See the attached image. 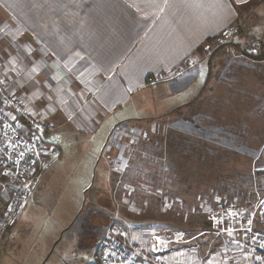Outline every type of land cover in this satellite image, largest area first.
<instances>
[{
    "label": "crops",
    "instance_id": "crops-1",
    "mask_svg": "<svg viewBox=\"0 0 264 264\" xmlns=\"http://www.w3.org/2000/svg\"><path fill=\"white\" fill-rule=\"evenodd\" d=\"M225 29L232 30L226 49L205 51ZM252 38L261 41L264 53V0H0V72L7 92L22 98L36 118L53 124L54 129L65 125V132L89 133L90 146L101 145L111 129L106 151L113 154L112 172L133 151L109 149L123 125L165 121L174 109L197 107L189 115L202 114L200 97L211 95L228 100L218 115L234 118L230 124L244 116L254 120L256 97L251 94L255 92L249 93L254 81L246 78V71H255L253 76L262 73L264 60L248 57L238 47ZM194 52L198 62L186 67L187 57ZM216 61L223 66L216 68V83L209 84L211 76H216ZM179 67L184 70L178 76L156 84L146 82L149 75L171 74ZM241 69V80L251 84L238 104L222 93L232 89L237 94V81L231 79ZM226 82L233 87L220 85ZM191 140L204 139L196 135ZM193 146H185L189 156ZM181 150H172L174 165L182 157ZM164 151L170 153L168 147ZM176 171L187 174L183 169ZM189 172L196 177V170ZM0 180L3 204L11 192ZM184 182L192 187L193 180ZM134 232L127 233L125 242L152 255L149 245L133 244L138 243ZM206 251H211L206 264H252L255 259L232 236H208ZM163 254L158 256L167 264H178Z\"/></svg>",
    "mask_w": 264,
    "mask_h": 264
},
{
    "label": "rangeland",
    "instance_id": "rangeland-1",
    "mask_svg": "<svg viewBox=\"0 0 264 264\" xmlns=\"http://www.w3.org/2000/svg\"><path fill=\"white\" fill-rule=\"evenodd\" d=\"M226 45L211 51H224ZM222 66L219 61L213 64L215 71ZM239 72L231 79L237 81V94L232 89L222 93L238 104L251 84L241 80L243 70ZM254 72L246 71V78L254 81L249 89L256 97L254 120L244 116L230 124L234 118L218 115L227 99L211 95L200 97L202 114L191 117L190 109L198 108L189 107L168 114L165 121L123 125L109 149L133 151L121 158L125 162L114 172L113 154L106 151L111 129L101 145L93 146L89 133L65 132V125L44 135V143L56 145L59 153L47 158L0 240V264H93L95 248L113 224L135 230L138 243L131 240L136 246L146 248L155 241L164 259L206 264L211 254L206 251L207 239L213 234L205 210L229 201L251 205L260 194L256 185L264 172V66L262 73L253 76ZM217 73L209 84L216 83ZM220 85L233 87L230 82ZM196 135L204 140L192 142ZM188 145L193 146L191 156L186 153ZM180 147L182 157L174 165L172 150ZM177 168L187 174L175 173ZM188 180H193L192 187L184 182Z\"/></svg>",
    "mask_w": 264,
    "mask_h": 264
},
{
    "label": "built area",
    "instance_id": "built-area-1",
    "mask_svg": "<svg viewBox=\"0 0 264 264\" xmlns=\"http://www.w3.org/2000/svg\"><path fill=\"white\" fill-rule=\"evenodd\" d=\"M231 38L232 30L225 29L215 35L204 50L210 51ZM258 46V40L254 39L248 44L247 51L255 53ZM198 60V55L191 54L186 59V67L195 65ZM183 70V67H179L171 74L149 75L146 82L156 84L178 76ZM53 129V124L36 118L22 98L7 92L0 72V177L11 192L4 196V203L0 204V240L16 219L28 190L45 167L47 158L59 153L56 145L46 148L43 141V136ZM256 190L260 194L252 207L246 208L229 201L207 208L204 217L210 233L238 237L243 249L255 254L252 264H264V172L259 176ZM127 233V229L120 224L110 225L95 248L93 264H167L158 256L163 252L155 241L148 249L152 255L147 256L143 250H134L125 242Z\"/></svg>",
    "mask_w": 264,
    "mask_h": 264
},
{
    "label": "trees",
    "instance_id": "trees-1",
    "mask_svg": "<svg viewBox=\"0 0 264 264\" xmlns=\"http://www.w3.org/2000/svg\"><path fill=\"white\" fill-rule=\"evenodd\" d=\"M237 31H238V29H236ZM235 30V31H236ZM254 39H256V38H252V39H249V40H247V42L243 45V47H241V46H238L239 48H240V50H242V52L245 54V55H247L248 57H251V58H254V59H256V60H264V53L262 52L263 51V49H262V47H261V41L259 40V39H256V40H258V42H259V46H258V49L256 50V52L255 53H249L248 51H247V47H248V44L251 42V41H253ZM232 40V39H231ZM231 40H228L225 44H229L230 43V41ZM225 44H223V45H225ZM176 111H178V109L177 110H172V112L171 113H176Z\"/></svg>",
    "mask_w": 264,
    "mask_h": 264
}]
</instances>
